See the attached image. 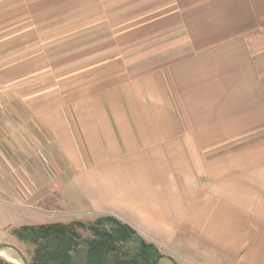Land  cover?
I'll list each match as a JSON object with an SVG mask.
<instances>
[{"label":"crops","instance_id":"1","mask_svg":"<svg viewBox=\"0 0 264 264\" xmlns=\"http://www.w3.org/2000/svg\"><path fill=\"white\" fill-rule=\"evenodd\" d=\"M0 110V204L264 264V0H0Z\"/></svg>","mask_w":264,"mask_h":264},{"label":"trees","instance_id":"2","mask_svg":"<svg viewBox=\"0 0 264 264\" xmlns=\"http://www.w3.org/2000/svg\"><path fill=\"white\" fill-rule=\"evenodd\" d=\"M81 229L90 230L92 237L84 239ZM15 234L35 245L29 264H79L74 253L82 244L86 245L85 264H159L163 257L155 244L144 239L133 245V236L140 235L112 216H100L91 225L82 221L25 225ZM0 264L12 263L0 257Z\"/></svg>","mask_w":264,"mask_h":264},{"label":"rangeland","instance_id":"3","mask_svg":"<svg viewBox=\"0 0 264 264\" xmlns=\"http://www.w3.org/2000/svg\"><path fill=\"white\" fill-rule=\"evenodd\" d=\"M4 111L0 110V116H2ZM32 152V149H29ZM22 155L20 158H8L5 160L4 168L6 169L5 173V186L6 191L12 192V180L14 174L11 173L13 166H20V167H29L33 165H43L44 161L49 162L48 159L43 157H29V152H21ZM39 153V150H38ZM29 174L17 173L15 176L18 177H28ZM24 176V177H23ZM24 182V181H23ZM26 184V183H25ZM28 186V184H27ZM21 193L27 195L29 193L28 189H21ZM0 198L4 199V196L0 194ZM100 216H91L90 220L88 217H76L70 216L66 217L69 219H74L71 221H82L86 223V225H91L94 221L98 220ZM78 218H84L85 220H75ZM60 219L59 216L55 217L52 216L51 213L45 212L44 208L30 206L28 204H16L11 199L7 200L6 203L0 204V245L11 244L16 246L20 251H22L23 255L26 257L27 261L29 262L34 254L35 245L32 243L22 240L15 234V230L25 226V225H41V224H49L54 223ZM68 220V219H67ZM63 220L62 222H71ZM108 225H112V222H107ZM80 233L84 239L91 238L92 232L88 229H81ZM133 245L138 244L142 239L141 236L134 235L133 236ZM145 240V239H144ZM147 241V240H145ZM148 242V241H147ZM0 252H5L9 257L11 256L12 259H7L0 255L1 258L11 262L12 264H25L22 257L19 253L10 247L3 246L0 249ZM86 260V245L82 244L79 250L74 253V261L79 264H85Z\"/></svg>","mask_w":264,"mask_h":264},{"label":"water","instance_id":"4","mask_svg":"<svg viewBox=\"0 0 264 264\" xmlns=\"http://www.w3.org/2000/svg\"><path fill=\"white\" fill-rule=\"evenodd\" d=\"M3 246H7V247H10V248L15 249V250L19 253V255L22 257L24 263H25V264H29V262L27 261L26 257L23 255L22 251H20V249H18L16 246L11 245V244H5V245H0V249H1Z\"/></svg>","mask_w":264,"mask_h":264},{"label":"bare ground","instance_id":"5","mask_svg":"<svg viewBox=\"0 0 264 264\" xmlns=\"http://www.w3.org/2000/svg\"><path fill=\"white\" fill-rule=\"evenodd\" d=\"M0 255H2L3 257L7 259H12L11 256L9 257L5 252H0Z\"/></svg>","mask_w":264,"mask_h":264}]
</instances>
